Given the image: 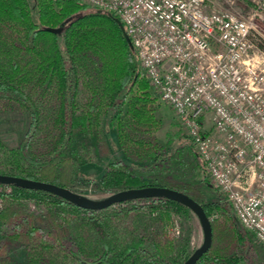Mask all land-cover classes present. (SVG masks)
<instances>
[{"label":"trees","instance_id":"obj_1","mask_svg":"<svg viewBox=\"0 0 264 264\" xmlns=\"http://www.w3.org/2000/svg\"><path fill=\"white\" fill-rule=\"evenodd\" d=\"M122 24L115 12L84 0H0V112L27 118L18 142L0 134V173L79 192L82 164L112 151L110 126L131 162L108 160L98 185L188 194L212 225L211 246L196 264H242L255 235L212 184L185 128L177 146L157 138L160 95ZM185 152L194 154L202 177L185 179L178 171ZM204 185L220 195L206 199ZM193 214L164 195L90 209L50 191L0 183V264H183L195 248L175 226L182 218L190 228ZM16 248L25 259L12 255Z\"/></svg>","mask_w":264,"mask_h":264},{"label":"built area","instance_id":"obj_2","mask_svg":"<svg viewBox=\"0 0 264 264\" xmlns=\"http://www.w3.org/2000/svg\"><path fill=\"white\" fill-rule=\"evenodd\" d=\"M84 1L120 17L212 184L264 244V65L250 57L264 0H252L247 11L238 0H221L217 8L209 0Z\"/></svg>","mask_w":264,"mask_h":264},{"label":"rangeland","instance_id":"obj_3","mask_svg":"<svg viewBox=\"0 0 264 264\" xmlns=\"http://www.w3.org/2000/svg\"><path fill=\"white\" fill-rule=\"evenodd\" d=\"M220 1L221 0H214L215 8L220 6ZM29 2L31 5L34 4V0H29ZM252 4V0H238L237 2V6L245 11L249 10ZM252 40L254 41L255 45L250 51V57H253L252 60L260 61V66L263 67L264 23H258V29L254 32ZM156 107V112L162 120L161 128L156 133L157 138L162 142L169 140L173 143V146H177L182 139V136L178 133L180 131H184L185 129L181 126L173 108L168 102L160 98ZM26 125L27 118L25 114L0 112V134L8 142H18L22 137ZM108 130V143L112 149L111 153L104 156L100 155V157L95 156L94 161H85L82 164V167H80V172L76 177L77 182L75 187L77 190L82 195L95 200L103 199L116 191L104 190L98 185L100 176L107 161L116 157H120L126 162H131V159L123 153L118 144L117 132L115 128L109 126ZM80 138L84 139V137ZM179 159H176V167L178 171L182 173V176L185 179L199 178L204 175V173L201 172L199 168H197V161L193 153L185 152L183 159L181 160V157H179ZM202 189L205 193V198L208 200L216 198L220 195L219 191H216L209 185H204ZM191 223V227L189 228L187 221L184 219L180 218L178 222L181 228L180 231L191 235V248L196 249L202 244L204 236L203 229L198 217L194 214L192 215ZM253 241L254 242L249 247V255L245 262H242V264H264V244L260 243L255 238ZM24 253L25 252L23 248L12 249V255L17 259H25Z\"/></svg>","mask_w":264,"mask_h":264},{"label":"water","instance_id":"obj_4","mask_svg":"<svg viewBox=\"0 0 264 264\" xmlns=\"http://www.w3.org/2000/svg\"><path fill=\"white\" fill-rule=\"evenodd\" d=\"M49 29L52 31L61 30L54 27H50ZM130 44L133 47V44L132 43ZM0 183L15 184L18 186H23L33 189H42V190L50 191L74 202L79 206L90 209L104 208L111 205L112 203H116L128 198L141 197V196H156V195L168 196L190 207L198 217L203 229L204 236H203L202 244L191 253V255L187 258V260L183 264H196L197 260L201 257V255L204 252H206L210 248L212 243V225L203 206L188 194L174 188L157 186V185L124 188L111 193L109 196L103 199L95 200L86 197L81 193L76 192L66 186H62L49 181H41L37 179H31L16 175L0 173Z\"/></svg>","mask_w":264,"mask_h":264},{"label":"crops","instance_id":"obj_5","mask_svg":"<svg viewBox=\"0 0 264 264\" xmlns=\"http://www.w3.org/2000/svg\"><path fill=\"white\" fill-rule=\"evenodd\" d=\"M208 3H209V6H214L215 5L214 0H209Z\"/></svg>","mask_w":264,"mask_h":264}]
</instances>
